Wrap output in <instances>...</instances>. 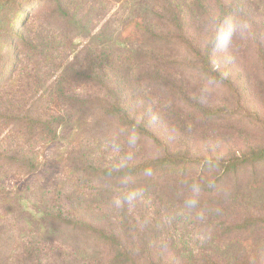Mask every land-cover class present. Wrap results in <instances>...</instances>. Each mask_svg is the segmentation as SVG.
Here are the masks:
<instances>
[{"label":"trees","instance_id":"trees-1","mask_svg":"<svg viewBox=\"0 0 264 264\" xmlns=\"http://www.w3.org/2000/svg\"><path fill=\"white\" fill-rule=\"evenodd\" d=\"M29 1L0 0V264H264L251 208L264 200V145L173 152L133 103L182 71L237 91L217 61L226 22L228 46L248 30L264 71V0H120L121 25L97 29L89 0H45L48 30L19 33L5 22ZM168 48L187 55L164 63ZM188 101L205 122L221 116ZM148 142L157 156L130 157Z\"/></svg>","mask_w":264,"mask_h":264},{"label":"rangeland","instance_id":"rangeland-1","mask_svg":"<svg viewBox=\"0 0 264 264\" xmlns=\"http://www.w3.org/2000/svg\"><path fill=\"white\" fill-rule=\"evenodd\" d=\"M44 2L45 0L29 1L18 19L14 21L12 17L5 23L8 24L11 20L10 24H16L19 33L36 34L44 28L48 30L45 25L50 20V10L48 7L38 9ZM97 4L96 2L94 7V0H89L85 7L90 15L88 25L96 29L107 22L113 27L121 25L129 12L121 6L120 0H107L106 6ZM156 4L158 6V3ZM247 20L254 22L251 17H247ZM255 22L260 21L255 19ZM262 22L260 29L264 30L262 25L264 17ZM250 27L247 25L246 29L250 30ZM49 29L57 31L54 25ZM78 44L81 46L82 42ZM254 50L253 40L249 31L245 29L242 36H237L229 46L219 45L217 48L218 64L232 79L237 91L218 84L205 85L199 73L182 71L174 80L169 76L160 90L145 92L149 93V100L135 95L133 103L141 115L144 113L148 116L154 133L167 140L173 152H185L199 157H222L249 146L264 145V71ZM169 54L178 56L172 60L175 58L184 60L187 55L168 48L165 55L168 57ZM167 57L163 59L164 63L171 60ZM189 98L201 101L214 111H220L221 116L209 122L203 121L190 105ZM239 104L248 113L256 114L257 119L239 113L241 112ZM85 144L82 143L83 146ZM61 146L62 144L57 146L55 151L64 152L65 149L62 150ZM91 147L95 148L94 145ZM103 149L110 158V154L115 152V142H107ZM50 150L52 152V147L49 153ZM159 152L160 148L148 142L135 147L130 157L134 159L153 157ZM261 190H264V182ZM251 208H256L264 216V200L255 201ZM260 255L258 259L264 260V254Z\"/></svg>","mask_w":264,"mask_h":264},{"label":"clouds","instance_id":"clouds-1","mask_svg":"<svg viewBox=\"0 0 264 264\" xmlns=\"http://www.w3.org/2000/svg\"><path fill=\"white\" fill-rule=\"evenodd\" d=\"M237 25L232 24L231 22H226L225 27L221 30L220 34L216 37L217 43L220 45H227L233 36V33ZM194 204L195 201H190Z\"/></svg>","mask_w":264,"mask_h":264}]
</instances>
